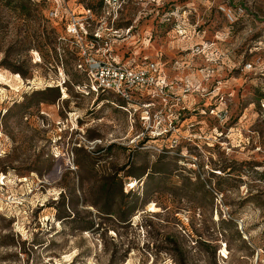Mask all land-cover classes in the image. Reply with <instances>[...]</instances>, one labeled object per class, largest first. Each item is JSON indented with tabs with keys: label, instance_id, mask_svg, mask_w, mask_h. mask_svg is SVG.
Wrapping results in <instances>:
<instances>
[{
	"label": "rangeland",
	"instance_id": "1",
	"mask_svg": "<svg viewBox=\"0 0 264 264\" xmlns=\"http://www.w3.org/2000/svg\"><path fill=\"white\" fill-rule=\"evenodd\" d=\"M104 55L179 100L97 96ZM0 174V264H264V0H0Z\"/></svg>",
	"mask_w": 264,
	"mask_h": 264
},
{
	"label": "built area",
	"instance_id": "2",
	"mask_svg": "<svg viewBox=\"0 0 264 264\" xmlns=\"http://www.w3.org/2000/svg\"><path fill=\"white\" fill-rule=\"evenodd\" d=\"M72 32H77L76 20L73 21ZM77 67L86 75V87L97 96L112 94L127 105L137 104L135 100L144 99L141 112L147 113V108L156 100H159L162 106L179 100V96L173 91L172 82L167 79L159 63L154 61L129 65L105 55L103 57L87 56L83 61H79ZM123 108L125 109V105ZM159 114L160 111H156L154 116L157 117ZM140 117L141 120H147L149 116L141 115ZM171 123L172 120L169 121V125ZM5 178L6 175L0 174V212L6 204L3 202L4 196L1 192L6 185ZM10 203L13 204L12 201Z\"/></svg>",
	"mask_w": 264,
	"mask_h": 264
},
{
	"label": "crops",
	"instance_id": "3",
	"mask_svg": "<svg viewBox=\"0 0 264 264\" xmlns=\"http://www.w3.org/2000/svg\"><path fill=\"white\" fill-rule=\"evenodd\" d=\"M163 69V68H162ZM164 71V70H163ZM165 73V72H164Z\"/></svg>",
	"mask_w": 264,
	"mask_h": 264
},
{
	"label": "bare ground",
	"instance_id": "4",
	"mask_svg": "<svg viewBox=\"0 0 264 264\" xmlns=\"http://www.w3.org/2000/svg\"><path fill=\"white\" fill-rule=\"evenodd\" d=\"M64 97V96H63ZM115 105V104H114Z\"/></svg>",
	"mask_w": 264,
	"mask_h": 264
},
{
	"label": "trees",
	"instance_id": "5",
	"mask_svg": "<svg viewBox=\"0 0 264 264\" xmlns=\"http://www.w3.org/2000/svg\"><path fill=\"white\" fill-rule=\"evenodd\" d=\"M107 213V212H106Z\"/></svg>",
	"mask_w": 264,
	"mask_h": 264
}]
</instances>
